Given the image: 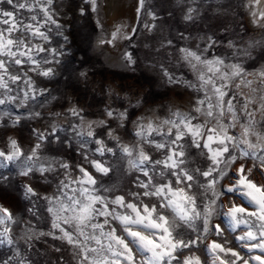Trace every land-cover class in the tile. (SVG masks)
Segmentation results:
<instances>
[{"label":"snow or ice","instance_id":"1","mask_svg":"<svg viewBox=\"0 0 264 264\" xmlns=\"http://www.w3.org/2000/svg\"><path fill=\"white\" fill-rule=\"evenodd\" d=\"M85 3L96 10V0H85ZM254 3L260 5L264 0H254ZM144 4L145 0H140L141 8ZM0 5L9 6H0V90H3L0 104H5L19 99L17 95H9L13 92L12 85H23L24 100L29 98V91L36 92L30 73L43 77L55 75L52 67L43 65L53 62L48 59L49 55L55 58L64 52L48 47L52 32L48 25H56L57 29L63 26L54 18L53 0H0ZM192 11L189 9V13ZM80 14H85L84 7L80 8ZM252 14L256 17L254 22L264 27V10L258 16L255 12ZM185 19L192 20L193 16L186 15ZM64 40H68L66 35ZM214 45L215 41L204 51ZM229 46H233L231 41ZM181 51L190 64L193 60L197 62L191 64L193 69L197 64L203 65L211 74L199 72V85L188 83V87L204 93L193 106L196 115L176 111L174 119H166L161 124L149 121L145 125L137 121L134 135L140 140L128 145L119 143L117 134L129 119L127 109L118 115L107 110L109 120L88 123L86 135L90 140L84 139L83 131L76 133L80 137L82 160L75 165L59 162V168L70 170L66 171V179L60 181L57 189L60 195L41 197L31 182L23 186L26 199L36 197L48 201L47 211L54 218L52 229L61 233L60 236L52 232L41 235H52L71 245L76 264H202L200 256L194 253L184 256L183 252L188 249L191 253L193 247L202 244L212 254L213 264H264V182L253 179L254 172L264 175V135L252 129L253 112L248 108L254 101L244 97L241 102L237 94L228 90L227 83L241 76L244 69L240 64H232L230 72L224 71L221 66H229L219 57L202 58L187 48ZM126 55L132 61L131 54ZM165 75L169 82H177L167 70ZM259 75L264 80V72ZM81 76L86 78L87 74L82 72ZM217 80L221 83L217 84ZM46 91L40 90L41 94ZM69 111L79 115L75 107ZM240 112L250 118L247 124L238 120ZM116 120L124 123L114 129L112 123ZM238 122L242 128L239 137L230 132ZM94 123L107 130L108 139L118 142L115 148L109 146L103 131L93 130ZM250 135L257 137L256 143L248 139ZM47 138L45 133H38V139ZM89 143L96 145L92 151L100 157L116 156L118 150L122 153L119 160L128 158V168L140 175L130 182L127 190L119 184L105 185L96 176L100 173L108 177L118 169L107 160L89 156L84 151ZM10 145L12 151H0V158L14 162L24 156V166L17 165L21 167L19 175L30 181V174L36 169L28 162L33 161L41 145L38 143L31 155L22 153L15 139L10 140ZM6 166L0 162V167ZM38 170L41 178L47 179L46 173L53 166ZM5 180L0 176V181ZM15 215L0 204V225H4L0 237L8 244L13 243L9 222L15 221ZM188 229L196 234L195 238L188 235ZM209 236L214 238L208 241ZM255 252L258 254H252Z\"/></svg>","mask_w":264,"mask_h":264},{"label":"rangeland","instance_id":"2","mask_svg":"<svg viewBox=\"0 0 264 264\" xmlns=\"http://www.w3.org/2000/svg\"><path fill=\"white\" fill-rule=\"evenodd\" d=\"M81 7L85 8L84 15L80 14ZM189 9L193 11L189 13ZM52 10L54 18L63 27L57 29L56 25H48L52 29L48 47L60 49L64 55L55 58L49 55L48 59L53 62L43 67H52L55 75L43 77L30 73L36 92L29 91V98L24 100L23 85H12L13 92L9 95H17L19 99L0 104V151H12L11 139L17 141L25 155H31L38 143L41 145L33 161L28 162L36 169L34 174H30V181L19 175L21 167L17 165L24 166V156L14 162L0 158V162L7 165L0 167V176L6 178L0 181V204L16 214L15 221L9 222L13 243L8 244L5 238L0 237L3 241L0 242V264L6 260L9 264H19L22 260L24 264H76L71 245L52 235H41L52 232L60 236L61 233L52 229L54 218L47 211L48 201L36 197L26 199L23 186L31 182L41 197L60 195L58 186L61 180L66 179V171L70 170L59 168V162L75 165L82 160L80 137L76 133L83 131L84 139L90 140L86 135L88 123L109 120L107 110L118 115L127 109L129 119L117 134L119 143L128 145L140 140L134 135L137 121L145 125L149 121L161 124L166 119H174L176 111L196 115L193 106L197 97L202 98L204 93L188 87V83L199 85V72L211 74L203 65L197 64L193 69L191 64L197 62L193 60L190 64L181 49L195 51L202 58L223 59L229 66H221L224 71L230 72L232 64L242 66L241 76L227 81L228 90L237 94L241 102L244 97L254 101L248 108L253 112L252 129L264 135V109H261L264 80L259 75L264 72V27L254 22L256 17L252 14L255 12L258 16L264 10V3L257 5L254 0H145L141 8L140 0H96V10L93 11L85 0H53ZM189 14L193 16L192 20L185 19ZM39 15L42 17L43 13ZM113 33H116L115 39ZM65 35L67 41L64 40ZM213 41L214 47L205 52L204 49ZM229 41L233 46H229ZM126 54H131L132 61ZM165 70L177 82H169ZM82 72L87 74L86 78L81 76ZM220 83L217 80V84ZM237 84L240 87H236ZM41 89L47 91L41 94ZM2 94L3 90H0ZM73 107L79 115L71 114L69 109ZM249 119L243 112L238 113L240 122L247 124ZM240 122L230 129L238 137L242 132ZM120 123L124 122L116 120L112 128H117ZM93 130L103 131L109 146L116 147L118 142L108 139L106 129L94 123ZM39 132L48 138L38 139ZM248 139L257 142L255 135ZM95 147L89 143L84 151L96 159L113 163L118 169L108 177L100 173L96 176L105 185L119 184L127 190L130 182L140 174L128 168V158L119 160L122 153L118 150L116 156L106 154L100 157L92 151ZM50 164L53 170L46 173L47 179H42L38 169L47 168ZM92 171L95 172L94 169ZM72 175L78 173L72 172ZM253 179L264 182V175L254 172ZM3 227L0 225V231ZM187 233L195 238L196 234L191 229ZM213 238L209 236L208 241ZM57 248L61 251H56ZM243 251L248 254L247 249ZM183 252L184 256L193 253L200 256L202 264H213V256L203 244L193 247L191 253L188 249ZM184 256L180 259L183 260Z\"/></svg>","mask_w":264,"mask_h":264},{"label":"bare ground","instance_id":"3","mask_svg":"<svg viewBox=\"0 0 264 264\" xmlns=\"http://www.w3.org/2000/svg\"><path fill=\"white\" fill-rule=\"evenodd\" d=\"M114 4V3H113ZM115 5V4H114ZM113 6V5H112ZM112 8H114V7H112ZM113 10V9H112Z\"/></svg>","mask_w":264,"mask_h":264}]
</instances>
